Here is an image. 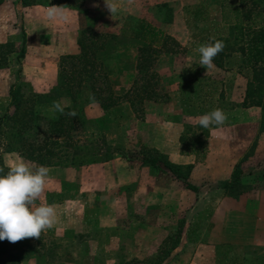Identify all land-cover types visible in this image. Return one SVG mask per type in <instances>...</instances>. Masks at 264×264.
<instances>
[{
	"label": "rangeland",
	"instance_id": "1",
	"mask_svg": "<svg viewBox=\"0 0 264 264\" xmlns=\"http://www.w3.org/2000/svg\"><path fill=\"white\" fill-rule=\"evenodd\" d=\"M79 1L80 8L60 0H0V115L13 112L11 87L20 86L28 97L57 84L60 58L79 52L77 39L87 26L118 35L101 56L117 91L138 77L139 43L133 32L139 25L150 23L171 37L166 47H158L150 67L159 100L143 101L137 112L126 101L103 110L88 90L81 94L80 141L102 153L104 136L111 158L48 167L37 203L54 205L57 223L43 231V254H31L22 264H264V151L254 141L259 124L255 132V114L234 110L240 102L231 99L238 90L228 89L239 85L231 79L245 80L247 73L234 65L236 55L222 71L199 65L195 51L227 27L223 16L231 18L233 5L249 1L113 0L118 6L113 15L105 0ZM52 5L62 6L66 19H48ZM253 16L264 25L263 10ZM186 82L190 88L179 86ZM215 108L226 113L227 121L202 128L196 118ZM55 112L53 105L40 108L48 118ZM182 133L203 141L198 155L180 143ZM4 144L2 134L0 155L6 165L22 157L5 151ZM144 149L192 164L188 179L199 192L168 170L143 164ZM238 162L246 188L231 195L218 184Z\"/></svg>",
	"mask_w": 264,
	"mask_h": 264
},
{
	"label": "trees",
	"instance_id": "2",
	"mask_svg": "<svg viewBox=\"0 0 264 264\" xmlns=\"http://www.w3.org/2000/svg\"><path fill=\"white\" fill-rule=\"evenodd\" d=\"M60 1L74 8L81 7L79 0ZM248 1L250 5L243 4L242 1L233 5L230 19L223 16V20H228L227 27L217 31L213 37L222 40L225 47L214 57L213 64L226 69V62L236 55L234 65L247 73L243 99L238 106L259 107L258 132L261 133L264 132V25L256 21L253 12L264 11V0ZM133 37L138 40L139 45L135 65L138 77L134 79L132 86H121L117 91L112 85L111 71L101 57L106 48L118 39V35L98 32L87 26L77 39L79 52L65 54L60 58L57 84L48 92L32 93L24 97L19 91L20 86L11 87L9 92L13 112L0 115V135L6 137L4 150L14 151L29 161L47 167L65 165L68 162L81 165L88 160H109L112 147L104 136H101L105 146L102 153L101 149H93L80 141L79 132L84 128V111L78 100L81 94L88 90L89 99L94 96V102L103 110H109L126 101L134 112L138 111V106L145 100H159L155 87L157 80L151 82L156 73L150 71V67L154 61V53H157L159 48L166 47V42L171 37L150 23H141L137 31L133 32ZM208 41L209 38L206 39V42ZM24 50L23 32L20 56L24 54ZM193 80L196 81L197 76H194ZM188 84L180 83L179 86L190 88ZM54 101L61 104L65 113L74 110L77 115L70 117L56 111L52 118H48L40 113L42 106L53 105ZM28 130L29 135L26 134ZM203 134L208 136L209 131L204 130ZM179 141L188 152L195 155L199 154L204 145L203 141L197 137L189 138L186 133L180 135ZM140 160L143 164L168 170L183 180L186 188L195 193L199 192V186L188 179L192 164L175 163L156 149H144ZM0 167L7 172V165L1 155ZM242 173L241 163L238 162L230 177L218 184V187L231 195L242 193L246 188L242 182ZM43 238L42 232L40 238H25L15 243L7 239L0 240V264H22L23 259L31 254L42 255L46 246Z\"/></svg>",
	"mask_w": 264,
	"mask_h": 264
},
{
	"label": "clouds",
	"instance_id": "3",
	"mask_svg": "<svg viewBox=\"0 0 264 264\" xmlns=\"http://www.w3.org/2000/svg\"><path fill=\"white\" fill-rule=\"evenodd\" d=\"M105 5L111 15L118 11L113 0H105ZM46 15L50 20L66 19L62 6H50ZM224 47V42L215 37L200 44L195 49L200 56L199 65L206 69L213 68L214 57ZM90 99L94 101L95 97ZM53 108L62 115H77L74 110L65 113L57 101L53 102ZM196 119L202 128L209 129L223 126L228 117L222 109L215 108ZM7 168L5 173L4 168L0 167V173H3L0 174V240L7 239L15 243L25 238H40L43 231L51 229L57 223L55 206L42 201L37 203L45 192L49 168L19 156Z\"/></svg>",
	"mask_w": 264,
	"mask_h": 264
},
{
	"label": "crops",
	"instance_id": "4",
	"mask_svg": "<svg viewBox=\"0 0 264 264\" xmlns=\"http://www.w3.org/2000/svg\"><path fill=\"white\" fill-rule=\"evenodd\" d=\"M214 67H216L217 69L219 70H222V68H219L217 66L214 65ZM223 71V70H222ZM239 75V74H237ZM238 82V84L240 85H236L234 83H232V85H230V87L228 88L230 92H234V91H237V98L235 97H232L231 100H234V102H241L242 99H243V95H244V89H245V85H246V81H247V78H242L241 76L237 77V78H233L231 79L230 81L234 82L236 81ZM229 81V82H230ZM234 110H242V111H245L247 113H250V112H253L255 114V122H256V125H255V132L257 130V125L259 124V119H260V109L259 107H256V106H251V107H241V106H238L236 105ZM256 142V145H257V149H263L264 151V132H261L259 133L258 131L255 133V140ZM263 158H264V154H263Z\"/></svg>",
	"mask_w": 264,
	"mask_h": 264
}]
</instances>
